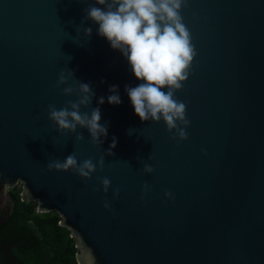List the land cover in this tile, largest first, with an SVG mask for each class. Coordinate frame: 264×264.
I'll list each match as a JSON object with an SVG mask.
<instances>
[{
	"label": "water",
	"instance_id": "1",
	"mask_svg": "<svg viewBox=\"0 0 264 264\" xmlns=\"http://www.w3.org/2000/svg\"><path fill=\"white\" fill-rule=\"evenodd\" d=\"M91 3L0 0V209L12 207L8 192L20 183L22 202L61 217L77 264H264V0H187L182 7L196 55L175 93L190 121L179 143L163 121L134 114L125 85L143 81L97 35L98 25L83 20ZM85 27L93 29L90 39ZM62 71L68 80L57 88ZM79 82L95 93L81 111L118 86L122 102L99 105L108 125L101 146L86 129H77L84 140L76 143L47 119L49 105L77 98L61 92ZM113 137V155L87 181L46 170L73 151L78 162L95 163ZM144 163L150 175L141 173ZM105 177L107 194L93 192ZM144 183L151 190L141 200Z\"/></svg>",
	"mask_w": 264,
	"mask_h": 264
},
{
	"label": "clouds",
	"instance_id": "2",
	"mask_svg": "<svg viewBox=\"0 0 264 264\" xmlns=\"http://www.w3.org/2000/svg\"><path fill=\"white\" fill-rule=\"evenodd\" d=\"M187 0H92L90 6L83 10V20L98 25L97 35L106 39L112 50L118 51L130 68L137 81H143L136 87L125 85V92L134 108V114L141 122L151 121L153 124L163 121L166 131L172 133L171 138L183 142L188 139L187 129L190 121L186 119V104L175 98L188 79L190 65L196 55L191 36L183 23L181 9ZM86 13V15H85ZM92 27H85L83 36L91 38ZM74 78V73L70 71ZM68 78L62 71L55 87L67 83ZM162 89H167L163 91ZM106 98L99 97L97 107L89 109L95 96L89 83L79 82L78 88L64 87L61 95L70 97L74 93L75 100H68L64 107L57 109L48 106L47 119L58 133L74 135L75 142L84 140V135L77 129H86L90 143L101 146L107 137L108 125L101 124L99 105L107 103L118 106L122 101L118 86L111 85ZM133 132L129 129V135ZM116 138L107 151L95 163L91 159L78 162L73 151L62 161L52 160L47 163L48 172L65 173L71 171L81 180L87 181L97 170L102 171L106 156L113 155ZM151 159V156L149 157ZM143 175H150L154 169L144 163ZM111 181L105 177L100 181V188H92L93 192L102 191L107 194ZM151 190L150 185L141 186V200ZM120 189H114L113 200L117 199ZM166 199L174 198L171 192L165 191ZM105 210H112L108 200L103 202Z\"/></svg>",
	"mask_w": 264,
	"mask_h": 264
},
{
	"label": "trees",
	"instance_id": "3",
	"mask_svg": "<svg viewBox=\"0 0 264 264\" xmlns=\"http://www.w3.org/2000/svg\"><path fill=\"white\" fill-rule=\"evenodd\" d=\"M20 191L9 190L12 207L0 224V264H77L75 239L59 225L61 217L38 213L35 202L21 201Z\"/></svg>",
	"mask_w": 264,
	"mask_h": 264
},
{
	"label": "flooded vegetation",
	"instance_id": "4",
	"mask_svg": "<svg viewBox=\"0 0 264 264\" xmlns=\"http://www.w3.org/2000/svg\"><path fill=\"white\" fill-rule=\"evenodd\" d=\"M8 195H9V192H8ZM9 209V207H3L2 209H0V224H1V221H4L7 219V215H6V212L7 210ZM2 225H5V223H3Z\"/></svg>",
	"mask_w": 264,
	"mask_h": 264
},
{
	"label": "rangeland",
	"instance_id": "5",
	"mask_svg": "<svg viewBox=\"0 0 264 264\" xmlns=\"http://www.w3.org/2000/svg\"><path fill=\"white\" fill-rule=\"evenodd\" d=\"M21 187H22V185H21L20 183H18V184L16 185V188H17V189H19V188L21 189Z\"/></svg>",
	"mask_w": 264,
	"mask_h": 264
}]
</instances>
